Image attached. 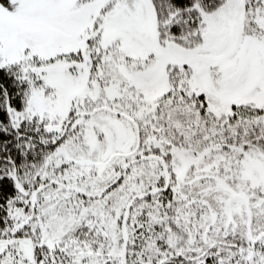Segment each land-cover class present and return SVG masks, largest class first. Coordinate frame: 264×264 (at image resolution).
Listing matches in <instances>:
<instances>
[{"label": "snow or ice", "instance_id": "6c2138e0", "mask_svg": "<svg viewBox=\"0 0 264 264\" xmlns=\"http://www.w3.org/2000/svg\"><path fill=\"white\" fill-rule=\"evenodd\" d=\"M0 264H264V0H0Z\"/></svg>", "mask_w": 264, "mask_h": 264}]
</instances>
